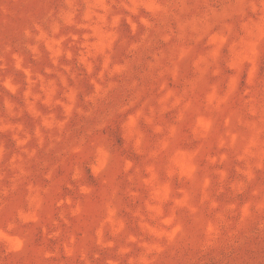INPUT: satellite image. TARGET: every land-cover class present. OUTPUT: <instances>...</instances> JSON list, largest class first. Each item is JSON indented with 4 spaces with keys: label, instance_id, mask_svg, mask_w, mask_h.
Instances as JSON below:
<instances>
[{
    "label": "rangeland",
    "instance_id": "obj_1",
    "mask_svg": "<svg viewBox=\"0 0 264 264\" xmlns=\"http://www.w3.org/2000/svg\"><path fill=\"white\" fill-rule=\"evenodd\" d=\"M0 264H264V0H0Z\"/></svg>",
    "mask_w": 264,
    "mask_h": 264
}]
</instances>
